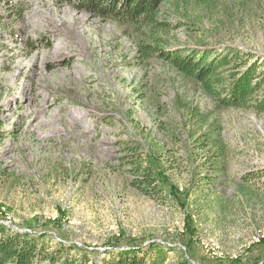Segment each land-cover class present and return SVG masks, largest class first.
<instances>
[{"label": "rangeland", "instance_id": "1", "mask_svg": "<svg viewBox=\"0 0 264 264\" xmlns=\"http://www.w3.org/2000/svg\"><path fill=\"white\" fill-rule=\"evenodd\" d=\"M17 2H0V235L39 240L53 264L154 245L165 264L264 263V113L222 106L138 49L264 58V0H169L153 36ZM146 156L166 180L149 193L133 185Z\"/></svg>", "mask_w": 264, "mask_h": 264}, {"label": "trees", "instance_id": "2", "mask_svg": "<svg viewBox=\"0 0 264 264\" xmlns=\"http://www.w3.org/2000/svg\"><path fill=\"white\" fill-rule=\"evenodd\" d=\"M17 5L19 1L17 0ZM55 4H69L76 11H85L91 16L110 19L120 25H127L133 31H140L154 35L159 29L167 26L165 20L160 19L161 8L169 0H52ZM179 3L198 5L214 4L217 0H172ZM10 3V0H0ZM16 5V6H17ZM155 39L158 37L154 36ZM146 58L153 55L170 63L183 74L193 78L201 89L210 97L218 100L225 107H252L256 112L264 113V58L252 56L236 48H229L223 52L208 53L189 50L183 53L178 49L168 51L156 40L152 44H143L139 48ZM171 52V53H169ZM249 100H252L249 102ZM0 118V140L7 135ZM15 130L9 132L13 133ZM126 143V142H125ZM146 166L135 177L134 186L144 193L160 189L166 180L154 158L146 156ZM137 165H141L138 162ZM138 170V169H137ZM140 247H130L119 250L106 258L101 264H165L167 250L162 245L150 246L140 253ZM48 249L39 240L30 238L26 234L1 232L0 235V264H40L47 260L49 264L55 262V257L48 254ZM64 264H73L65 260ZM178 264H188L186 258L181 257ZM264 264V263H260Z\"/></svg>", "mask_w": 264, "mask_h": 264}, {"label": "built area", "instance_id": "3", "mask_svg": "<svg viewBox=\"0 0 264 264\" xmlns=\"http://www.w3.org/2000/svg\"><path fill=\"white\" fill-rule=\"evenodd\" d=\"M15 1V0H14Z\"/></svg>", "mask_w": 264, "mask_h": 264}]
</instances>
